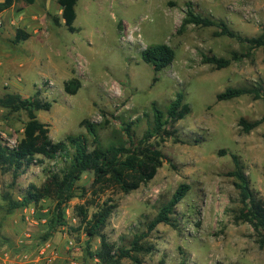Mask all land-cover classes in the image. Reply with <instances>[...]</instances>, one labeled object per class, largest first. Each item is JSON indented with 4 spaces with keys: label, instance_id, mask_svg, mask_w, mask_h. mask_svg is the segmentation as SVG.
<instances>
[{
    "label": "rangeland",
    "instance_id": "1",
    "mask_svg": "<svg viewBox=\"0 0 264 264\" xmlns=\"http://www.w3.org/2000/svg\"><path fill=\"white\" fill-rule=\"evenodd\" d=\"M187 2L202 15L225 21L243 37L261 34L264 0H80L75 33L68 31L58 0L19 3L0 14V97L18 93L31 98L40 92L52 108L37 112V118L48 125L53 141L83 135L92 144L81 124L86 120L97 126L102 145L108 146L126 142L124 123L138 121L133 129L140 139L153 120L152 104L166 111L177 94L183 93L191 113L176 124L178 142L171 139L161 146L170 161L138 190L130 194L110 191L97 198L99 203L111 199L117 206L104 233L112 243L128 245L136 235L147 232V224L162 204L187 184L190 190L175 209L177 227L161 224L149 234L145 242L154 250L140 256L144 264L182 260L264 264L260 236L249 223L235 220L242 204L236 180L228 175L235 170L236 156L252 191L264 200V123L249 134L239 127L242 118L252 122L264 117V99L217 100L227 88L264 86V51L258 49L221 70L205 64L204 56L231 58L234 52H247V46L217 37L216 28H182ZM51 16L60 20L59 26ZM19 29L31 37L15 43ZM158 44L173 48L176 57L156 74L142 60L141 52ZM71 79L82 84L74 95L64 90ZM27 121L26 113H11L0 106V140L15 145ZM54 164L45 161L31 167L18 180L15 197L31 183L40 186L46 179L43 168ZM92 180V174H85L78 185L89 188ZM10 181L8 175L0 177V243L15 242L27 233L38 245H46L55 202L45 200L29 211L8 214L2 192ZM85 201L76 198L67 205V226L51 237L66 248L74 241V260L79 264H100L91 255L99 250L100 238L88 243L90 237L77 215L76 207ZM96 210L89 206L90 213ZM27 216L33 217V224ZM122 263L133 264L129 259Z\"/></svg>",
    "mask_w": 264,
    "mask_h": 264
},
{
    "label": "trees",
    "instance_id": "2",
    "mask_svg": "<svg viewBox=\"0 0 264 264\" xmlns=\"http://www.w3.org/2000/svg\"><path fill=\"white\" fill-rule=\"evenodd\" d=\"M79 1L58 0L62 18L71 33L78 31L74 23ZM19 3L34 5L35 0H3L0 2V14L11 10ZM51 19L55 26L60 25L57 17L51 16ZM189 25L216 28L217 37L235 39L247 46V52H234L231 58H220L215 55L203 57L205 64L213 65L218 70L229 67L233 61L250 57L258 49L264 51V25L261 26L259 36L243 37L232 30L225 21L204 16L195 10L192 2H187L181 27L185 28ZM30 37V34L19 29L16 32L15 43L27 41ZM175 57L174 49L166 44L154 45L141 52L142 60L151 65L156 74L172 65ZM156 80L155 78L154 81ZM81 87L82 84L78 79H71L64 84L65 92L71 95L76 94ZM243 96H252L255 100L264 99V86L227 88L217 95V100L231 101ZM0 106L11 113L24 112L28 116L23 136L15 145L6 144L0 140V177L8 175L11 179L6 186L7 189L2 192V200L6 203L8 214L32 205L37 206L45 200L54 201L55 207L49 219V233L46 234L45 240L58 232L60 227L67 226L65 210L67 205L76 198H86L84 204L76 207L77 215L81 227L90 237L88 243L96 237L100 238L99 250L94 255L91 254L100 264H123L124 259L131 260L133 264H144L140 256L154 250L152 245L145 242L149 234L161 224L177 227L174 218L175 209L190 190L187 184L180 185L170 201L162 204L158 214L147 224V232L136 235L128 245L118 246L112 243L104 233L117 206L111 199L99 203L97 198L101 199L110 191L130 194L138 190L156 177L164 162L170 161L161 146L171 139L178 142L176 124L191 113V107L185 103L183 93L177 94L166 111L152 104L153 120L140 139L136 138V132L133 129L138 121L124 123L122 129L126 142L108 146L102 145L97 126L86 120L81 124L92 137V144L83 135H69L63 141H53L48 125L37 118V112L50 111L52 108L50 102L41 98L40 92L31 98H24L18 93H8L0 97ZM263 123L264 117L252 122L242 118L239 121V127L244 133L249 134ZM233 160L235 170L228 175L236 180L235 187L239 191L242 204L235 220L252 225L260 236L261 243H264V200L258 198L252 191L250 181L239 159L233 156ZM45 161L55 162L53 166L43 168L45 181L40 186L31 183L27 188H20L18 190L20 197L16 198L13 191L18 187L20 177L31 167L43 165ZM88 173L93 176L90 187L80 188L79 182ZM89 206H94L97 210L90 213ZM178 264L189 263L182 260Z\"/></svg>",
    "mask_w": 264,
    "mask_h": 264
},
{
    "label": "crops",
    "instance_id": "3",
    "mask_svg": "<svg viewBox=\"0 0 264 264\" xmlns=\"http://www.w3.org/2000/svg\"><path fill=\"white\" fill-rule=\"evenodd\" d=\"M25 211H29V209L26 208ZM31 218L33 217H26L29 224L34 223ZM47 240L51 242L52 246L49 242L44 246L38 245L27 233L15 242L10 239L3 241L0 243V264H49L46 260L48 257L54 258L51 264H79L74 260V252L61 246L59 239L50 237ZM20 241H23L22 245H20Z\"/></svg>",
    "mask_w": 264,
    "mask_h": 264
},
{
    "label": "built area",
    "instance_id": "4",
    "mask_svg": "<svg viewBox=\"0 0 264 264\" xmlns=\"http://www.w3.org/2000/svg\"><path fill=\"white\" fill-rule=\"evenodd\" d=\"M22 244H23V241H20V245H22ZM75 249L76 248H75L74 241L70 240L69 243H68L67 250L71 251V252H74ZM46 260H47V262L49 264H51V263H53L54 258L53 257H48Z\"/></svg>",
    "mask_w": 264,
    "mask_h": 264
}]
</instances>
